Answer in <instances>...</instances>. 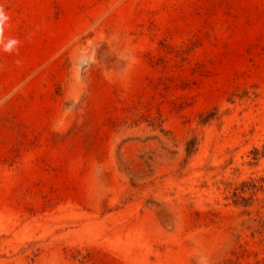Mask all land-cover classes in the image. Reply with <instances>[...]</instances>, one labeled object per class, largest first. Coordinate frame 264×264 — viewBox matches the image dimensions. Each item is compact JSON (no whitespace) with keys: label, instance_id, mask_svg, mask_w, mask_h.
<instances>
[{"label":"rangeland","instance_id":"374dc122","mask_svg":"<svg viewBox=\"0 0 264 264\" xmlns=\"http://www.w3.org/2000/svg\"><path fill=\"white\" fill-rule=\"evenodd\" d=\"M0 6V264H264V0Z\"/></svg>","mask_w":264,"mask_h":264},{"label":"clouds","instance_id":"9594fccd","mask_svg":"<svg viewBox=\"0 0 264 264\" xmlns=\"http://www.w3.org/2000/svg\"><path fill=\"white\" fill-rule=\"evenodd\" d=\"M9 16L5 13L3 6H0V36L3 34L4 26L9 20ZM15 42H10L9 45L6 47V51H11L12 44Z\"/></svg>","mask_w":264,"mask_h":264}]
</instances>
